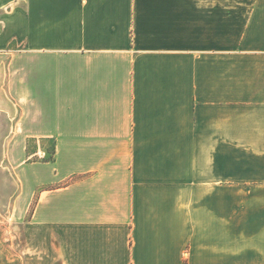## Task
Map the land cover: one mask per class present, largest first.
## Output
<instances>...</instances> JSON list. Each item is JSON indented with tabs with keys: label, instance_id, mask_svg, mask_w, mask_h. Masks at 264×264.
I'll use <instances>...</instances> for the list:
<instances>
[{
	"label": "crops",
	"instance_id": "crops-1",
	"mask_svg": "<svg viewBox=\"0 0 264 264\" xmlns=\"http://www.w3.org/2000/svg\"><path fill=\"white\" fill-rule=\"evenodd\" d=\"M4 57L21 264H264V0H0Z\"/></svg>",
	"mask_w": 264,
	"mask_h": 264
},
{
	"label": "rangeland",
	"instance_id": "rangeland-1",
	"mask_svg": "<svg viewBox=\"0 0 264 264\" xmlns=\"http://www.w3.org/2000/svg\"><path fill=\"white\" fill-rule=\"evenodd\" d=\"M7 58L4 57L0 60L6 61ZM8 104V101L0 100V264H21L22 232L20 217L17 219L12 217L10 208L11 200L18 191L19 177L17 167L10 165L4 159L5 150L1 144L5 127L10 121L6 112L10 108ZM34 144L32 140L28 142V152L33 150ZM46 145V157L49 158L53 151L51 141H47Z\"/></svg>",
	"mask_w": 264,
	"mask_h": 264
}]
</instances>
